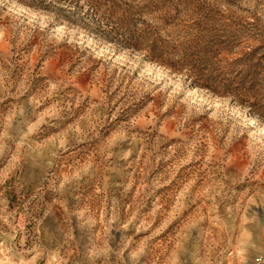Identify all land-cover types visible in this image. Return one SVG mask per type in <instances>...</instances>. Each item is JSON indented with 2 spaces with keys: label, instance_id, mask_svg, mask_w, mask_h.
I'll use <instances>...</instances> for the list:
<instances>
[{
  "label": "rangeland",
  "instance_id": "rangeland-1",
  "mask_svg": "<svg viewBox=\"0 0 264 264\" xmlns=\"http://www.w3.org/2000/svg\"><path fill=\"white\" fill-rule=\"evenodd\" d=\"M264 255V0H0V264Z\"/></svg>",
  "mask_w": 264,
  "mask_h": 264
},
{
  "label": "built area",
  "instance_id": "built-area-1",
  "mask_svg": "<svg viewBox=\"0 0 264 264\" xmlns=\"http://www.w3.org/2000/svg\"><path fill=\"white\" fill-rule=\"evenodd\" d=\"M253 264H264V255L258 257V259H256Z\"/></svg>",
  "mask_w": 264,
  "mask_h": 264
}]
</instances>
